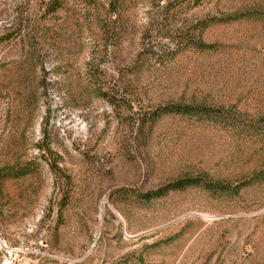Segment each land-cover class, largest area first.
<instances>
[{
  "label": "rangeland",
  "instance_id": "374dc122",
  "mask_svg": "<svg viewBox=\"0 0 264 264\" xmlns=\"http://www.w3.org/2000/svg\"><path fill=\"white\" fill-rule=\"evenodd\" d=\"M238 5L204 0L92 62L64 29L30 48V5L0 0V264H264V181L244 185L264 170V24L164 38ZM116 80L112 106L96 86ZM177 103L206 113L157 115Z\"/></svg>",
  "mask_w": 264,
  "mask_h": 264
},
{
  "label": "trees",
  "instance_id": "16d2710c",
  "mask_svg": "<svg viewBox=\"0 0 264 264\" xmlns=\"http://www.w3.org/2000/svg\"><path fill=\"white\" fill-rule=\"evenodd\" d=\"M30 5L33 20L31 32H27V45L30 48L45 41L52 27L64 29L71 33H78L77 42L90 48V61H96L99 53H106L108 49H119L124 44H134L146 48L152 42V37L164 29L173 30L178 24L173 17L179 15L187 7L201 6L204 0H26ZM239 5L233 14L223 15L221 21L217 18H207L189 23L181 34L173 38L167 34L164 38L179 39V44L184 47L203 48V44L196 33L204 30L209 25L220 22L229 23L243 20L257 25L264 24V0H237ZM143 9L145 22L140 26L133 19L134 14ZM61 17V18H59ZM52 23V24H51ZM37 25V26H35ZM184 25V24H180ZM172 26V28L170 27ZM185 26V25H184ZM36 27V28H35ZM189 27V28H188ZM180 30V29H178ZM85 37H83V35ZM171 40V41H172ZM173 42V41H172ZM140 56L134 54L133 59ZM100 57V56H99ZM99 61V59H98ZM118 72H123L119 70ZM121 86L114 81L105 88L96 86L97 96L115 106L118 102V92ZM205 107L190 104H167L159 110V114L197 115L206 113ZM154 114V113H153ZM155 119L156 116H151ZM11 169L6 168L0 172L3 177H11ZM16 175L15 177H18ZM264 181V170H261L253 179L244 185ZM194 179L187 178L175 181L170 189H182L195 185ZM215 191L213 186L206 187Z\"/></svg>",
  "mask_w": 264,
  "mask_h": 264
}]
</instances>
